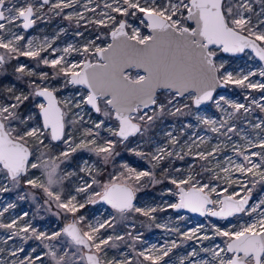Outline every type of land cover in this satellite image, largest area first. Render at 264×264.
Segmentation results:
<instances>
[{"label": "snow or ice", "instance_id": "1", "mask_svg": "<svg viewBox=\"0 0 264 264\" xmlns=\"http://www.w3.org/2000/svg\"><path fill=\"white\" fill-rule=\"evenodd\" d=\"M181 248L264 264V0H0V264Z\"/></svg>", "mask_w": 264, "mask_h": 264}, {"label": "rangeland", "instance_id": "2", "mask_svg": "<svg viewBox=\"0 0 264 264\" xmlns=\"http://www.w3.org/2000/svg\"><path fill=\"white\" fill-rule=\"evenodd\" d=\"M58 23L59 22L57 20H53L47 26L41 24L39 26V28L43 29L45 34H51L53 29L56 27V25ZM63 23L65 25L67 24V22H63ZM38 33H39V29L30 30V34H32V35H35V34H38ZM64 39L71 40V36L69 35L68 37H65ZM237 63H239V62H237ZM221 93L222 94H227L233 99H240L243 102L242 93H241V90H239V89H234V90L224 89V90L221 91ZM254 95H256L258 97L260 94L259 93H254ZM214 111H215V109H211L208 114H211ZM257 115H259V113H257ZM166 123H171V121L169 120ZM234 139H235V137H234ZM152 191L155 193L156 190H152ZM140 195L143 198L142 199L143 203H151V202H153L152 201V196L145 195L144 193H141ZM13 198H14V194H5L4 197H3V199L5 201H7L9 199H13ZM99 207H101V206L98 205L97 208H99ZM21 209L30 210V203L21 202L19 204L18 208L16 209V211L19 212ZM182 214L183 215H187L189 217V221L190 222L187 225H185V226H193L196 223L204 222V218L198 219L195 216H192V215L187 214V213H182ZM169 215L175 216V213H158V217L159 218H164V217H167ZM48 219L54 221V218H48ZM140 219H144V218L141 217ZM139 230L144 233L145 239L147 240V242L149 244H151V243H162L163 240L165 238H167L165 233H162V231L160 229H156L155 227H152L151 229L140 228ZM185 251H186V249H184V248L174 250L173 259L177 261V264H178L179 256L183 255Z\"/></svg>", "mask_w": 264, "mask_h": 264}, {"label": "water", "instance_id": "3", "mask_svg": "<svg viewBox=\"0 0 264 264\" xmlns=\"http://www.w3.org/2000/svg\"><path fill=\"white\" fill-rule=\"evenodd\" d=\"M222 90H224V89H221L220 91H222ZM186 213V212H185ZM187 214H190V215H192V216H195L196 218H198V219H202V217H199L198 215H196V214H191V213H187Z\"/></svg>", "mask_w": 264, "mask_h": 264}]
</instances>
